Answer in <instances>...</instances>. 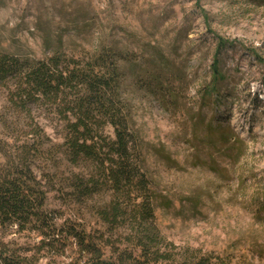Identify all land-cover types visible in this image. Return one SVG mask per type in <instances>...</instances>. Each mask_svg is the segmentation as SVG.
<instances>
[{
	"label": "rangeland",
	"instance_id": "1",
	"mask_svg": "<svg viewBox=\"0 0 264 264\" xmlns=\"http://www.w3.org/2000/svg\"><path fill=\"white\" fill-rule=\"evenodd\" d=\"M59 46L76 58L102 46L122 54L121 97L130 127L144 145L151 188L164 204L170 202L154 206L161 248L195 250L230 264H264V0H0V52L43 60ZM216 58L223 77L209 105L201 106L199 92L212 83ZM153 64L175 71L164 82L175 89L178 108L166 107L142 85ZM7 107L0 87V115L13 112ZM199 112L213 126L231 125L244 145L215 150L193 140L191 118ZM34 113L42 116L51 140L61 143V124L43 118V109ZM104 129L114 136L111 124ZM12 133L0 127V148L2 141L22 139ZM33 170L41 177L39 161ZM46 172L58 186L80 168L66 160L57 167L49 162ZM66 198L56 190L48 195L47 206L58 211L59 221L76 214L89 231L106 230L83 205ZM109 198L105 193L93 200ZM16 230L0 229V238L35 255L42 237ZM38 256V264L49 260L42 251Z\"/></svg>",
	"mask_w": 264,
	"mask_h": 264
},
{
	"label": "trees",
	"instance_id": "2",
	"mask_svg": "<svg viewBox=\"0 0 264 264\" xmlns=\"http://www.w3.org/2000/svg\"><path fill=\"white\" fill-rule=\"evenodd\" d=\"M223 45L218 39V48ZM121 56L111 46L77 58L66 55L59 46L43 60L0 52V87L6 90L7 108L13 110L0 115V127L13 135L22 134L12 144L2 141L0 148L4 157L0 164V229L16 226L18 233L36 231L42 237L35 255L30 256L25 247L0 238V264H38L41 251L48 256L46 264H230L195 250L180 253L170 245L161 248L154 206L158 201L167 204L151 188L144 145L130 127L129 109L121 97ZM217 63L216 58L212 83L199 92L201 106L209 105L211 94L218 92L223 76ZM150 67L147 81L141 82L144 88L166 107L178 108L175 89L164 82L175 71L166 72L158 64ZM34 109H43V118L61 124L65 131L61 143L47 135L42 116ZM191 120L195 141L206 142L215 150L231 151L235 144L244 145L231 125L213 126L200 112ZM110 124L115 129L113 137L105 134L104 128ZM201 131L203 137L198 135ZM156 153L173 163L160 148ZM66 160L80 172L60 179L57 186L46 168L49 162L57 167ZM38 161L41 177L33 170ZM52 190L74 206L83 205L106 230L89 231L76 214L59 221L58 211L47 206ZM105 193L110 194L108 200H93Z\"/></svg>",
	"mask_w": 264,
	"mask_h": 264
}]
</instances>
